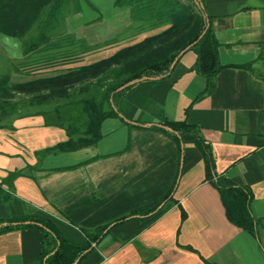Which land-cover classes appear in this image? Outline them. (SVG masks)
Masks as SVG:
<instances>
[{"label": "crops", "instance_id": "0c3cea01", "mask_svg": "<svg viewBox=\"0 0 264 264\" xmlns=\"http://www.w3.org/2000/svg\"><path fill=\"white\" fill-rule=\"evenodd\" d=\"M115 1L80 0L81 11L65 19L66 33L89 45L112 39L129 24L128 9L116 8ZM204 6L225 66L212 93L191 105L204 80L194 71L195 55L187 52L170 78L138 83L118 99L117 108L132 121L185 120L200 127L214 151L215 173L251 193L257 236L228 222L218 191L204 181L201 154L186 142L173 193L177 204L168 202L146 220L116 226L79 264H264V84L259 78L264 76V0H204ZM13 39L1 35L0 45L19 59L21 44ZM245 64L250 69L239 67ZM100 131L102 138L92 146L38 157L65 142L66 132L39 115L0 128V183L15 175L10 187H2L9 198L0 201V219L43 216L80 244L82 230L168 193L180 166L174 141L154 130L129 129L117 118L104 120ZM41 240V232L30 229L0 235V264H40Z\"/></svg>", "mask_w": 264, "mask_h": 264}, {"label": "trees", "instance_id": "16d2710c", "mask_svg": "<svg viewBox=\"0 0 264 264\" xmlns=\"http://www.w3.org/2000/svg\"><path fill=\"white\" fill-rule=\"evenodd\" d=\"M79 2L74 0V13L81 11ZM68 4L69 0H0V35L21 42L22 57L30 62L25 65L28 71L39 73L58 66H74L63 74L19 84H11L8 75L0 76V128L9 127L11 121L18 118L39 115L46 125L63 129L67 140L36 153L43 157L71 153L96 144L102 138V122L117 118L129 129L154 130L174 141L179 150L180 166L172 187L163 198L105 225L82 230L83 243H72L50 219L38 215L0 219V235L22 229L40 231L42 240L37 259L40 264H79L110 236L116 226L132 220H146L156 215L166 203H176L173 193L181 174V163H185L181 148L190 142L202 156L204 181L218 191L228 222L256 237L258 221L251 213V193L215 173L214 151L204 139L200 127L185 120L132 121L123 117L117 108L118 99L138 83L170 78L174 66L187 52L194 53V71L204 80V88L191 105L212 93L215 77L225 66L220 62V44L211 26L212 18L205 11L204 0H116V8L128 9L129 24L115 37L98 45H89L84 39L66 33L65 17H62ZM160 28L163 30L132 42L139 35ZM121 44L124 46L120 48ZM102 52L108 56L84 64L86 58ZM239 67L248 70L250 64ZM104 76L111 81L104 84ZM259 78L264 84V76ZM91 81L99 83L103 89L100 99L86 95L72 101L70 91ZM125 85L128 86L123 88ZM16 95L29 96L30 99L19 104L13 101ZM53 101L63 103L52 110L32 113L28 110ZM14 179L15 175L11 174L0 183V201L8 200L9 195L2 187H10ZM180 211L184 219L181 208ZM183 249L191 251L189 247Z\"/></svg>", "mask_w": 264, "mask_h": 264}, {"label": "rangeland", "instance_id": "374dc122", "mask_svg": "<svg viewBox=\"0 0 264 264\" xmlns=\"http://www.w3.org/2000/svg\"><path fill=\"white\" fill-rule=\"evenodd\" d=\"M86 2V0H84ZM74 0H69V4L68 7L63 11V17H68L70 14H72L74 12ZM32 36V34H31ZM1 37V35H0ZM4 37V36H3ZM13 41H18V40H14ZM21 44V42H20ZM124 44V43H123ZM123 44L119 45L120 46H124ZM117 47V48H119ZM116 48V49H117ZM121 48V47H120ZM21 51H22V44H21ZM7 50L0 45V76L2 75H8L10 78V82L11 84H19V83H24L27 81H31L37 78H42V77H49V76H55V75H59V74H63L67 71L70 70L71 67L74 66H58V67H54V68H50L49 70H44L41 71L39 73H31L30 71H28V68L25 67V65H29L30 62L29 60L24 59L23 57L21 58H11L8 56ZM192 55H194L193 52H191ZM108 55H106L105 52L99 53V54H95L94 56H90L88 58H86L84 64H90L93 62H96L98 60H101L105 57H107ZM90 60V61H88ZM25 61V64H20L21 62ZM77 67V66H75ZM27 68V70H26ZM102 82L104 84H107L108 82H110V78L108 77H103L102 78ZM103 89H101L99 87V83H96L95 81H91L90 83H88L85 86H76V88H74L73 90L70 91V95H71V100L74 101L77 100V98H81L84 97L86 95H94L97 96V98L100 99L101 97V91ZM30 99L29 96H20V95H16L14 97V102H18L19 104L22 102H26ZM63 102L62 101H53L50 102L49 104H47L46 106H42V107H33V108H28V110L32 112L35 111H39V110H47L50 109L52 110L55 106L57 105H61ZM65 103V102H64ZM193 145V144H192Z\"/></svg>", "mask_w": 264, "mask_h": 264}, {"label": "water", "instance_id": "95a60500", "mask_svg": "<svg viewBox=\"0 0 264 264\" xmlns=\"http://www.w3.org/2000/svg\"><path fill=\"white\" fill-rule=\"evenodd\" d=\"M128 85H125L123 88L127 87ZM183 150V148H181ZM181 162H182V158H181ZM182 164V163H181Z\"/></svg>", "mask_w": 264, "mask_h": 264}]
</instances>
